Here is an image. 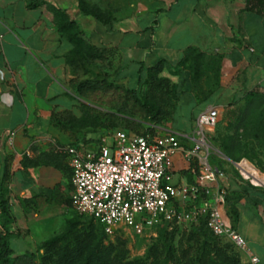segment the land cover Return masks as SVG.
<instances>
[{"label":"crops","instance_id":"1","mask_svg":"<svg viewBox=\"0 0 264 264\" xmlns=\"http://www.w3.org/2000/svg\"><path fill=\"white\" fill-rule=\"evenodd\" d=\"M38 1L63 11L80 37L104 52L103 59L90 62L94 77L134 87L161 61V76L170 79L177 94L169 123L160 129L174 137L191 134L208 108L221 115L243 105L249 92L264 94V7L257 13L246 10V0H128L104 25L82 15L78 0ZM27 5V0H0V167L8 168L10 214L26 216L29 227L40 213L52 215L56 199L67 191L64 149L82 145H70L54 116L80 117L82 99L72 94L73 84L87 78L81 66L87 63L78 57V68H72L74 45L57 31L52 14L45 6ZM257 5L250 0L249 7ZM190 49L202 54L197 82L191 80L193 60L181 63ZM183 107H190L188 127L175 118L178 110L184 118ZM24 158L34 164L24 167ZM171 162L172 182L185 181L182 154L176 152ZM220 183L238 215L234 229L247 252L264 264V187L247 186L230 174ZM69 186L72 192L70 178ZM30 200L36 213L25 211Z\"/></svg>","mask_w":264,"mask_h":264},{"label":"built area","instance_id":"2","mask_svg":"<svg viewBox=\"0 0 264 264\" xmlns=\"http://www.w3.org/2000/svg\"><path fill=\"white\" fill-rule=\"evenodd\" d=\"M218 118V109L211 107L196 118L189 135H160L158 126L149 125L152 132L108 130L96 142L66 147L73 210L107 235L122 225L141 233L161 225L189 230L204 220L213 236L247 252L226 213L227 190L220 183L225 174L210 159ZM176 152L182 154L191 182H172L171 157ZM234 169L251 186L264 187L247 161L235 163ZM249 256L252 264H259Z\"/></svg>","mask_w":264,"mask_h":264},{"label":"rangeland","instance_id":"3","mask_svg":"<svg viewBox=\"0 0 264 264\" xmlns=\"http://www.w3.org/2000/svg\"><path fill=\"white\" fill-rule=\"evenodd\" d=\"M90 4L98 5L101 9L112 12L115 8L124 9L128 0H85ZM81 61L84 59L81 57ZM82 66L87 73L86 79H94L90 75V62ZM163 77V76H162ZM166 78V77H164ZM122 87L124 85L120 84ZM134 86V85H133ZM122 90V89H121ZM112 93V92H111ZM80 97V104L87 105L90 110L87 119L83 123L70 122L68 128H63L71 141L70 145L96 142L106 131L116 128H124L128 131L142 130L146 126L143 120H137L135 124H129L124 119L112 116L103 117L98 112L114 114L112 106L116 105L118 94L97 95L87 94ZM78 109L80 111V107ZM184 118L180 117L179 110L175 118L184 127L189 126L188 113L190 107H183ZM243 111V105L225 109L219 115L218 122L213 129L210 139V159L224 174H230L239 178L234 164L242 160L247 161L257 173L264 179V126L256 132L251 129V124L256 122L259 115L251 112L247 116V122H239V115ZM264 117V115H263ZM81 120L83 116L80 113ZM68 120L64 118V123ZM169 121L158 123V127L166 128ZM247 128V130H246ZM161 130V129H160ZM160 135L166 132L158 131ZM234 137V139H229ZM85 139V140H84ZM226 143L235 148L238 162H233L222 151V144ZM67 191L62 192L55 201V211L52 215L42 212L37 220H32L26 227V216L16 219L12 214V220L7 225L12 238L10 240L14 256L25 252L32 253L37 264H54L60 262L64 254L75 249L81 241L87 244L86 254L94 252L98 246L111 248L110 264H252L249 254L236 247L225 238L211 235L204 229H180L175 225H161L145 228L141 233H136L132 226L122 225L112 234L107 235L102 227L92 219L77 214L71 207V189L69 186V169L67 170ZM247 186H251L245 181ZM9 207V206H8ZM35 202L30 200L25 203V211L36 213ZM16 239V238H15Z\"/></svg>","mask_w":264,"mask_h":264},{"label":"trees","instance_id":"4","mask_svg":"<svg viewBox=\"0 0 264 264\" xmlns=\"http://www.w3.org/2000/svg\"><path fill=\"white\" fill-rule=\"evenodd\" d=\"M27 1V7L29 9H34L38 6H45L54 18L57 31L62 34L68 42L74 45V52L69 57V64L72 68H78V57H82L86 63L103 59L104 52L95 49L93 46L88 44V42L82 39L80 37V33L78 32L76 23L70 20L63 11L46 4V2L43 1ZM249 3L250 0H246V10L254 9L257 13H261L263 10L264 0H257L258 5L255 8L249 7ZM77 8L82 15L89 16L98 23L104 25L112 23V13L101 9L98 5L90 4L85 0H78ZM201 57L202 54L198 51L190 49L187 51L184 60L181 61V63H184L188 58L193 60V65L190 67V72L192 73L191 80L193 82H197L199 78V59ZM163 67V63L159 61L155 65L147 68L145 77L140 79L138 84L134 87H122L120 84L106 78H94L75 81L73 84V91L79 96L94 93L103 96L108 94H118L116 105L112 106L115 111L114 114L98 111H96V113L105 118L109 116H113L115 118L116 116L117 118L124 119L132 125L135 124L137 120H143L146 124L142 130L128 131L124 128L116 129L134 133L152 132L149 125L158 126V123L170 120L174 109V101L176 100L177 90L175 89V86L171 84L169 78L161 76ZM171 74L174 75L175 72L172 71ZM79 107L80 113L83 116L82 120L74 117L73 115H68V120L64 123V118L58 119L54 116V123L61 128H68L69 126L66 124H69L71 121L82 124L84 122L83 120L87 119L90 108L83 103L80 104ZM251 112H255L259 115L258 120L251 124V129L256 132L259 128L264 126V94L252 92L246 94L243 111L239 115V122L245 124L247 122V116ZM229 139H234V137H230ZM86 143L87 142L85 140V144ZM222 151L233 162H238L234 147L223 143ZM33 164V161L24 158V167L31 166ZM69 172L70 178V168ZM182 174L189 182H191V176L188 171H184ZM7 179L8 168L6 165H3L0 167V264H37L32 253L25 252L21 255L14 256V251L11 249L10 239L12 238V233L6 228L12 220L8 207L7 189L5 186ZM231 201L232 198L227 192L225 196V209L227 216L231 221L232 227L235 228L238 215L233 207V204H231ZM195 228L204 229L212 235L204 220H202L198 226L193 227V229ZM86 247V242L81 241L75 249L67 251L60 262L54 264H110L109 262L111 261V255L113 253L111 248L98 246L94 252L86 254Z\"/></svg>","mask_w":264,"mask_h":264},{"label":"bare ground","instance_id":"5","mask_svg":"<svg viewBox=\"0 0 264 264\" xmlns=\"http://www.w3.org/2000/svg\"><path fill=\"white\" fill-rule=\"evenodd\" d=\"M253 171V170H252ZM256 174V177L259 179V180H261V181H264V179L256 172L255 173Z\"/></svg>","mask_w":264,"mask_h":264}]
</instances>
